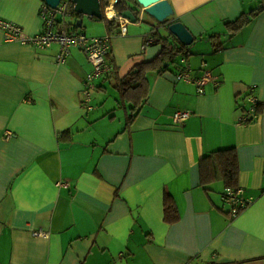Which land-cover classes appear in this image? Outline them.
<instances>
[{
    "label": "crops",
    "instance_id": "crops-1",
    "mask_svg": "<svg viewBox=\"0 0 264 264\" xmlns=\"http://www.w3.org/2000/svg\"><path fill=\"white\" fill-rule=\"evenodd\" d=\"M42 1L0 0V19L37 35ZM168 1V23L182 22L196 38L186 58L191 76L202 62L212 73L203 93L177 80L174 67L153 65L137 88L117 89L174 39L136 0H126L140 13L125 34L114 0L113 17L105 9L89 16L111 35L113 67L95 79L103 95L89 111L82 87L93 67L80 49L58 63V44L5 41L0 29V264H264V7L234 32L225 25L264 0ZM66 19L73 30L84 26L75 12ZM147 34L154 41L143 48ZM105 84L116 93L107 97ZM249 85L260 111L240 124ZM176 111L191 115L178 123ZM223 149H235L237 186L252 198L233 218L224 181L205 189L200 179L201 159ZM165 194L179 211L174 223L164 221Z\"/></svg>",
    "mask_w": 264,
    "mask_h": 264
},
{
    "label": "built area",
    "instance_id": "built-area-1",
    "mask_svg": "<svg viewBox=\"0 0 264 264\" xmlns=\"http://www.w3.org/2000/svg\"><path fill=\"white\" fill-rule=\"evenodd\" d=\"M117 0H114V3ZM105 7L104 13L108 15V8ZM74 4L71 0H60L56 7H51L44 0L40 8V16L43 19V31L37 35H28L22 28L12 21L0 19V29L4 33L5 41H17L23 44L33 45L38 48H46L53 44H58L59 49L56 55V62L65 63L71 47L80 49L86 56L93 70L86 74L83 80V101L82 106L87 111L92 109L91 90L94 88L95 79L102 78L112 72L113 67L107 60V55L111 52V35L89 37L86 34L73 30L69 27L67 17L74 13ZM103 13V12H102ZM121 20L120 33H126V23L129 21L126 18L118 17ZM143 44V48L154 41V38L147 34ZM179 69L175 72V78L179 81L187 82L196 88L198 93H203L206 84L213 82V76L210 70L206 69V63L202 62L204 68L198 77H192L190 68L187 65V60L184 55L179 59ZM249 94L247 100L250 105L244 109L238 123L246 124L258 117V100L254 95V87L248 86ZM191 115L190 111H176L174 120L178 123L184 122ZM11 137V133L7 132L6 139ZM223 202L228 207V215L236 217L243 209L252 203V198L247 196L244 188L237 186L236 188L227 187L222 194ZM35 234L44 235L42 232Z\"/></svg>",
    "mask_w": 264,
    "mask_h": 264
},
{
    "label": "trees",
    "instance_id": "trees-1",
    "mask_svg": "<svg viewBox=\"0 0 264 264\" xmlns=\"http://www.w3.org/2000/svg\"><path fill=\"white\" fill-rule=\"evenodd\" d=\"M100 1L102 10H104L105 7L110 3V0ZM115 5L119 11L130 8L129 6H127L126 0H117ZM263 7L264 6L253 9L248 13H242L237 19L233 21H227L225 23L227 29L230 30V32L238 30L243 26V24L251 19V16H255L259 11H261ZM75 15L80 16V14L77 13H75ZM170 23L172 22H169L168 25ZM109 25H113V22L110 21ZM74 26L76 27V25ZM217 34L218 33H216V35L214 36H210L209 39H213L217 36ZM172 37L174 38L172 41H169L167 38L163 39L161 51L156 55V57H154L152 60L138 63L134 67L133 72L129 73L117 84V89L120 92H124L129 88H137L139 86V83L137 81L142 78V71L144 70V68L150 65L158 68L159 72H163L170 69V64H173L174 68L177 71L180 66L179 60L177 61V57L184 55L187 58L191 45H183L175 36L172 35ZM195 40L196 38L194 37V41ZM215 46L219 47V44L216 43ZM165 62L169 63V65L166 67L163 66ZM259 111L260 110H258V112ZM128 119L131 121L133 119V115ZM218 178H221L224 181L226 188L237 187L238 159L235 149L218 150L204 156L201 159L200 179L202 186H204L206 189L207 185L210 182ZM163 212L164 221L168 223H174L179 218V211L176 203L169 194H165L164 196Z\"/></svg>",
    "mask_w": 264,
    "mask_h": 264
},
{
    "label": "water",
    "instance_id": "water-1",
    "mask_svg": "<svg viewBox=\"0 0 264 264\" xmlns=\"http://www.w3.org/2000/svg\"><path fill=\"white\" fill-rule=\"evenodd\" d=\"M51 7H56L60 0H44ZM74 4L73 10L77 14L93 16L96 18H102V8L100 0H71ZM142 12L148 13L156 21L167 24L168 19L173 15L174 11L168 0H136ZM141 12V13H142ZM140 13V12H139ZM139 13L134 14L133 9L128 8L123 11H119L118 17L126 18L130 22H136ZM138 14V15H137ZM77 25L80 26L81 22L78 21ZM167 30L175 36L178 41L183 45H190L194 41L192 33L188 28L180 21H175L167 26ZM169 63L163 64L166 67Z\"/></svg>",
    "mask_w": 264,
    "mask_h": 264
},
{
    "label": "rangeland",
    "instance_id": "rangeland-1",
    "mask_svg": "<svg viewBox=\"0 0 264 264\" xmlns=\"http://www.w3.org/2000/svg\"><path fill=\"white\" fill-rule=\"evenodd\" d=\"M81 16H82V21H83L84 26L82 28L81 27H76L75 29L81 30V31H84V32L86 31V35L89 36V37L102 36V34H99L102 31V29L104 28L102 20H97L95 18L92 19L89 16L82 15V14H81ZM70 19H72V21L74 22L76 18L73 17V18H70ZM81 31H79V32H81ZM84 32H82V33H84ZM180 57L181 56L177 57V61L180 59ZM170 66L172 68L174 67L173 64H170ZM105 85H106V87L108 89V93H106L107 97H110V95H108V94H110L112 92L116 93L115 90L111 88V85H109V84H105ZM93 94H95V96ZM98 95L100 97L103 94L101 92L97 91V90H93V89L91 90V99L93 100V102H94V98L95 99L98 98Z\"/></svg>",
    "mask_w": 264,
    "mask_h": 264
},
{
    "label": "bare ground",
    "instance_id": "bare-ground-1",
    "mask_svg": "<svg viewBox=\"0 0 264 264\" xmlns=\"http://www.w3.org/2000/svg\"><path fill=\"white\" fill-rule=\"evenodd\" d=\"M108 15H110L111 17L115 15V11L111 7L108 9Z\"/></svg>",
    "mask_w": 264,
    "mask_h": 264
}]
</instances>
